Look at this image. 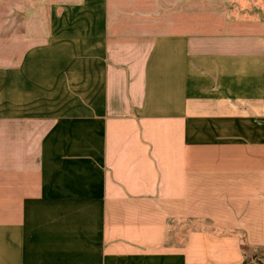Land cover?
Listing matches in <instances>:
<instances>
[{
	"label": "crops",
	"instance_id": "crops-1",
	"mask_svg": "<svg viewBox=\"0 0 264 264\" xmlns=\"http://www.w3.org/2000/svg\"><path fill=\"white\" fill-rule=\"evenodd\" d=\"M256 261L264 6L0 0V264Z\"/></svg>",
	"mask_w": 264,
	"mask_h": 264
},
{
	"label": "rangeland",
	"instance_id": "rangeland-1",
	"mask_svg": "<svg viewBox=\"0 0 264 264\" xmlns=\"http://www.w3.org/2000/svg\"><path fill=\"white\" fill-rule=\"evenodd\" d=\"M46 3V0H44ZM158 1V0H155ZM221 2V5L226 7V10L230 8L234 17H250L257 16L259 12L262 11L264 6V0H218ZM38 2V0H36ZM34 11L39 14V7L34 8ZM218 18L224 17L221 12H218Z\"/></svg>",
	"mask_w": 264,
	"mask_h": 264
},
{
	"label": "built area",
	"instance_id": "built-area-1",
	"mask_svg": "<svg viewBox=\"0 0 264 264\" xmlns=\"http://www.w3.org/2000/svg\"><path fill=\"white\" fill-rule=\"evenodd\" d=\"M252 264H263V262H261V261H256V262H253Z\"/></svg>",
	"mask_w": 264,
	"mask_h": 264
}]
</instances>
